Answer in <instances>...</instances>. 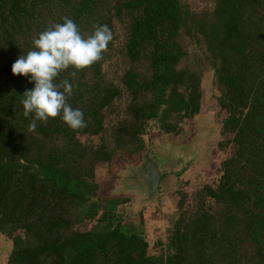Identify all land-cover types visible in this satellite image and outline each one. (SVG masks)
I'll use <instances>...</instances> for the list:
<instances>
[{"label":"trees","instance_id":"16d2710c","mask_svg":"<svg viewBox=\"0 0 264 264\" xmlns=\"http://www.w3.org/2000/svg\"><path fill=\"white\" fill-rule=\"evenodd\" d=\"M65 17L85 38L96 25L113 35L100 61L55 81L73 85L67 102L86 126L58 116L29 131L21 101L34 84L11 67ZM112 59L117 77L102 70ZM202 66L217 92L216 181L190 191L186 210L176 191L150 238L145 209L132 214L138 195L104 197L96 174L136 160L149 129L182 133L201 109ZM0 237L5 264H264V0H0Z\"/></svg>","mask_w":264,"mask_h":264},{"label":"rangeland","instance_id":"374dc122","mask_svg":"<svg viewBox=\"0 0 264 264\" xmlns=\"http://www.w3.org/2000/svg\"><path fill=\"white\" fill-rule=\"evenodd\" d=\"M190 3L192 9L200 10L204 7L211 8L212 0H184ZM116 39L113 45H118L122 39L119 28L115 29ZM182 41V40H181ZM183 49L186 52L188 68L193 67L195 58L190 55V50L182 41ZM113 59L102 66V70L108 76L117 77L123 66H118ZM185 63H183L184 66ZM190 66V67H189ZM203 67V66H202ZM211 72L203 67L200 77L201 109L191 120H186L182 125V133L177 137L163 136L155 129L147 130L144 135L146 148L136 160L124 157L114 165L112 174H107L103 168H99L96 174L100 182L102 194L107 198H130L140 195V191L120 193V176L123 171L136 168L141 162V155L147 154L156 174H162L161 189L158 188L155 196L147 203L141 205L133 204L132 214L145 209L143 220L148 237L153 238L161 235L158 229L163 225L164 218L173 211L176 199L173 196L176 191L185 190L186 198L182 203L183 209L189 205V192L204 184H211L216 181V167L222 159V150L217 147L222 139L218 135L219 118L213 105L217 92L211 85ZM226 138H224L225 140ZM85 141V137L82 138ZM227 151V149H225ZM119 189V191L117 190ZM128 193V194H125ZM173 195V196H172ZM137 197V196H136ZM133 198L131 197V200ZM175 201V202H174ZM9 252V246L0 237V264H5Z\"/></svg>","mask_w":264,"mask_h":264},{"label":"clouds","instance_id":"9594fccd","mask_svg":"<svg viewBox=\"0 0 264 264\" xmlns=\"http://www.w3.org/2000/svg\"><path fill=\"white\" fill-rule=\"evenodd\" d=\"M86 38L77 24L65 17L63 23L39 33L33 40L34 50L21 55L11 67L13 76L29 77L34 87L23 93V115L32 116L29 131H34L37 121L47 122L58 116L70 130L86 126L84 114L68 104L73 85L67 79L56 83V78L72 68V76L92 66L103 58L113 39L107 25H96Z\"/></svg>","mask_w":264,"mask_h":264},{"label":"water","instance_id":"95a60500","mask_svg":"<svg viewBox=\"0 0 264 264\" xmlns=\"http://www.w3.org/2000/svg\"><path fill=\"white\" fill-rule=\"evenodd\" d=\"M119 184V188L126 192L140 191L138 200L140 204L147 203L155 196L158 188V177L146 153L141 155V162L138 167L130 168L128 172H122ZM126 192L125 194H128Z\"/></svg>","mask_w":264,"mask_h":264}]
</instances>
